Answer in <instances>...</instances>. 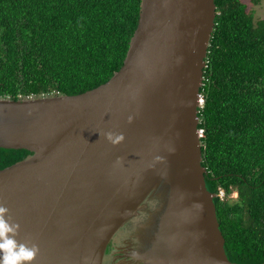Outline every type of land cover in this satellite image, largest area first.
Returning a JSON list of instances; mask_svg holds the SVG:
<instances>
[{"label":"water","instance_id":"water-1","mask_svg":"<svg viewBox=\"0 0 264 264\" xmlns=\"http://www.w3.org/2000/svg\"><path fill=\"white\" fill-rule=\"evenodd\" d=\"M216 0H142L124 65L80 95L0 98V204L33 264H238L203 166L201 90ZM122 134L116 146L104 133ZM123 255L107 254L113 240Z\"/></svg>","mask_w":264,"mask_h":264},{"label":"trees","instance_id":"trees-1","mask_svg":"<svg viewBox=\"0 0 264 264\" xmlns=\"http://www.w3.org/2000/svg\"><path fill=\"white\" fill-rule=\"evenodd\" d=\"M141 1L0 0V98L75 96L107 83L124 65ZM216 6L202 164L229 260L264 264V19L240 0ZM30 154L0 149V170Z\"/></svg>","mask_w":264,"mask_h":264},{"label":"clouds","instance_id":"clouds-1","mask_svg":"<svg viewBox=\"0 0 264 264\" xmlns=\"http://www.w3.org/2000/svg\"><path fill=\"white\" fill-rule=\"evenodd\" d=\"M103 135L113 146L124 139L122 134L112 132ZM19 227V224L11 222L9 209L0 204V264H33L39 255L37 244L29 245L17 240Z\"/></svg>","mask_w":264,"mask_h":264},{"label":"rangeland","instance_id":"rangeland-1","mask_svg":"<svg viewBox=\"0 0 264 264\" xmlns=\"http://www.w3.org/2000/svg\"><path fill=\"white\" fill-rule=\"evenodd\" d=\"M247 6L248 13H253L256 20L264 19V0H240ZM238 194L232 195V199H236Z\"/></svg>","mask_w":264,"mask_h":264},{"label":"flooded vegetation","instance_id":"flooded-vegetation-1","mask_svg":"<svg viewBox=\"0 0 264 264\" xmlns=\"http://www.w3.org/2000/svg\"><path fill=\"white\" fill-rule=\"evenodd\" d=\"M124 247H125L124 245H122L119 241L114 239L108 247L107 254L110 256L111 259L124 256L123 255Z\"/></svg>","mask_w":264,"mask_h":264},{"label":"built area","instance_id":"built-area-1","mask_svg":"<svg viewBox=\"0 0 264 264\" xmlns=\"http://www.w3.org/2000/svg\"><path fill=\"white\" fill-rule=\"evenodd\" d=\"M203 104H204V97H203V95H201V98H200V106L202 107ZM199 134H200V137L202 138L204 136V131L202 129H200L199 130ZM219 197L221 199H224L225 198V192L223 190L220 191Z\"/></svg>","mask_w":264,"mask_h":264}]
</instances>
